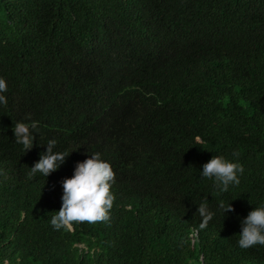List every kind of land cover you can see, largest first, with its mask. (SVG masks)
Segmentation results:
<instances>
[{"label":"trees","instance_id":"trees-1","mask_svg":"<svg viewBox=\"0 0 264 264\" xmlns=\"http://www.w3.org/2000/svg\"><path fill=\"white\" fill-rule=\"evenodd\" d=\"M0 78V264H264L238 244L264 206V0H0ZM18 121L38 122L31 150ZM50 140L69 156L30 176ZM95 153L109 219L56 230ZM215 155L244 169L227 192L200 173Z\"/></svg>","mask_w":264,"mask_h":264},{"label":"clouds","instance_id":"clouds-1","mask_svg":"<svg viewBox=\"0 0 264 264\" xmlns=\"http://www.w3.org/2000/svg\"><path fill=\"white\" fill-rule=\"evenodd\" d=\"M7 83L0 78V104H7ZM28 120L31 117H27ZM38 128V122L26 123L18 121L14 125V135L17 144L23 145L26 151L31 150L35 136L33 132ZM55 140L47 144V151L42 153L38 162L30 168V176L36 173L47 177L57 171L69 156L67 152L54 151ZM234 155H236L234 153ZM200 172L205 178L215 179V187L220 192H227L229 185H239L238 174H242L243 166L230 162L223 156L215 155L203 166ZM115 182V173L111 165L102 160L99 153L90 155L83 162H77L72 178L62 181L63 195L62 206L52 216L51 224L56 230L61 228L71 230L73 223L88 222L97 223L109 219V210L113 206L114 196L111 187ZM221 208H225L223 202ZM234 208L228 205L225 213L233 212ZM202 223L201 228L207 226L213 219L214 213L210 211L207 198L202 200L197 208ZM241 233L239 234V247L251 248L254 245L264 246V206L254 208L245 219L241 221Z\"/></svg>","mask_w":264,"mask_h":264}]
</instances>
